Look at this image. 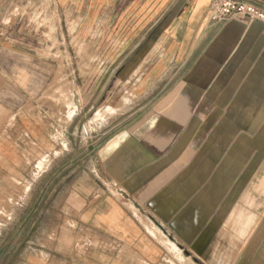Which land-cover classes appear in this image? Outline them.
<instances>
[{
	"label": "crops",
	"instance_id": "0c3cea01",
	"mask_svg": "<svg viewBox=\"0 0 264 264\" xmlns=\"http://www.w3.org/2000/svg\"><path fill=\"white\" fill-rule=\"evenodd\" d=\"M48 1L58 34L60 14L67 23L82 20L83 34L121 40L102 42L99 50L141 52L131 68L136 72L145 66L146 71L130 79L153 104L146 126L122 130L106 142L100 168L115 192L90 200L82 186L78 196L88 197L70 208L69 220L92 223L106 233L102 238L115 243L111 264H138V258L151 263L159 257L154 240L145 234V218L179 244L187 258L233 259V227L237 224L246 237L255 221L264 227V23L241 15L212 23L211 0ZM246 1L264 5V0ZM12 2L27 0H0V39L19 38L15 43L0 40L4 195L22 186L32 194L57 163L73 158L54 140L55 132L61 127L69 133L76 117H69L70 102L81 106L69 44L47 41L43 30L34 33L28 16L12 14ZM8 19L17 22L5 24ZM128 32L130 42L124 38ZM176 68L178 75L170 76ZM82 81L91 84L98 77ZM160 83L168 85L159 90ZM64 177L47 192H59ZM3 184L13 189L4 190ZM245 211L254 217L244 219ZM215 242L227 245L208 252Z\"/></svg>",
	"mask_w": 264,
	"mask_h": 264
},
{
	"label": "rangeland",
	"instance_id": "374dc122",
	"mask_svg": "<svg viewBox=\"0 0 264 264\" xmlns=\"http://www.w3.org/2000/svg\"><path fill=\"white\" fill-rule=\"evenodd\" d=\"M51 8L53 6L48 0H27L21 4L12 2L10 9L12 14L20 11L28 16L29 26L33 32L43 30L42 36L47 41H52L56 45L69 44V57L73 60L74 75L80 86L81 113L78 114L79 104L70 102L69 117L72 119L76 116L74 125L69 133L60 127L55 132L54 140L62 150L70 152L73 158L57 163L53 174L42 181H37L32 194L28 193L29 189L25 186L16 189V194H0V264H36L37 261L40 264L60 261L66 264H111L110 262L115 258V243L103 239L102 236L106 233L98 226L92 223L86 226L81 222L69 220L73 217L70 208L79 207L82 199L88 196L90 200L100 196L106 198L115 192L112 182L104 177L99 159L105 152L106 142L114 135L127 129L129 131L135 128L134 130L137 131L150 121L153 104L150 103L152 99L150 101L147 99L151 96L147 94L140 96V91L137 92V86L133 82L145 73L147 67L143 66L136 72L134 70L137 68H131L132 59L136 60L141 52H134L129 48L123 52L117 49L99 50V44L102 42L115 43L121 40L114 39L113 36H107L104 40V36L96 32L91 35L83 34L82 20H68L67 23L59 14L58 27L62 28L59 29L58 34L50 12ZM15 22L17 21L14 19L4 21L5 24ZM67 27L72 32L71 35H66ZM124 38L130 42L129 32ZM0 40L1 42L11 40L15 43L19 38L13 36L7 41L5 38ZM89 42L92 49L88 47ZM177 70V68L171 69L170 76L178 75ZM89 76H97L98 81L91 84L82 81L84 77L89 78ZM130 76H133V81ZM173 81L169 84L171 87L175 85ZM78 85L76 82L75 86ZM83 85L87 87L84 99L81 96ZM165 85L168 84H156L159 90ZM125 134L126 132L121 136ZM42 165L43 162L39 163L35 166V170H39L38 166L41 168ZM63 175L66 177L60 184L59 192L54 195L51 194V190L47 192L49 186ZM82 186L85 187V194H89L88 196H78V191L83 190ZM1 187H4V190L13 189L6 187L5 184ZM69 188L73 189L71 193H67ZM238 213L239 211H236V216ZM248 213L245 211L244 219L254 217V212L246 216ZM262 213L264 217V212ZM258 222L255 221V225L249 228L247 237L246 234H242L237 224L233 227L237 240L233 244L234 258L227 260L215 256L187 258L188 255L185 256L186 253L183 254L181 248L179 251V244L176 243L177 246L174 241H168V237L164 238L163 229L145 218L143 223L150 228V230L148 227L144 229L145 234L150 235L154 240L160 255L151 263L142 258H138L135 262L138 264H264V227L260 228ZM222 238L219 241H223ZM226 245L224 242H215L208 248V252L222 249Z\"/></svg>",
	"mask_w": 264,
	"mask_h": 264
},
{
	"label": "built area",
	"instance_id": "2783aa9c",
	"mask_svg": "<svg viewBox=\"0 0 264 264\" xmlns=\"http://www.w3.org/2000/svg\"><path fill=\"white\" fill-rule=\"evenodd\" d=\"M237 15L264 23V5L246 0H211L208 17L212 23H224Z\"/></svg>",
	"mask_w": 264,
	"mask_h": 264
}]
</instances>
